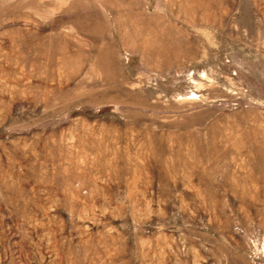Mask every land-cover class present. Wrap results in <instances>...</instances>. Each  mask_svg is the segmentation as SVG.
Masks as SVG:
<instances>
[{"label": "rangeland", "instance_id": "374dc122", "mask_svg": "<svg viewBox=\"0 0 264 264\" xmlns=\"http://www.w3.org/2000/svg\"><path fill=\"white\" fill-rule=\"evenodd\" d=\"M0 264H264V0H0Z\"/></svg>", "mask_w": 264, "mask_h": 264}]
</instances>
